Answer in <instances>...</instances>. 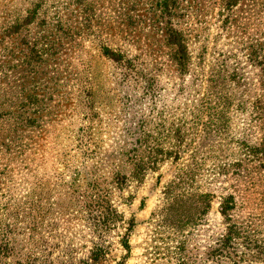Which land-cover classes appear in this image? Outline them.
I'll return each mask as SVG.
<instances>
[{"label": "rangeland", "instance_id": "rangeland-1", "mask_svg": "<svg viewBox=\"0 0 264 264\" xmlns=\"http://www.w3.org/2000/svg\"><path fill=\"white\" fill-rule=\"evenodd\" d=\"M164 12L156 0H0V200L11 203L0 226L12 248L0 264L64 252L81 263L101 242L84 208L96 194L120 215L97 264L121 260L125 233L123 264H234L214 258L227 194L233 220L264 230V0H171ZM169 25L187 40L186 71ZM30 200L45 211L28 214Z\"/></svg>", "mask_w": 264, "mask_h": 264}, {"label": "trees", "instance_id": "trees-1", "mask_svg": "<svg viewBox=\"0 0 264 264\" xmlns=\"http://www.w3.org/2000/svg\"><path fill=\"white\" fill-rule=\"evenodd\" d=\"M170 1L171 0H156L159 9L161 8L162 12L169 9ZM165 41L166 44L171 47V53L175 54L174 56L178 61L179 67L182 68L181 70L186 71L188 67L187 62L189 60V55L187 40L183 33L173 26L169 25L166 28ZM262 44L264 45V36ZM103 49L108 51L107 55L112 57V59L116 61L122 59V56L114 54L113 51L108 47H104ZM259 62L261 65L264 64V55L262 56V60ZM261 71L263 75L262 80L264 81V65ZM255 108L257 109V113L261 114L263 118L264 102L262 101V99L256 102ZM220 111L221 110L218 109L211 110L214 115H219L218 113ZM255 150L256 151L254 152V155L259 161L262 162L264 160V142H262L261 145L258 146V148H256ZM115 177H118V175H115ZM25 202L28 204V206H23V210L27 209L28 214H31L30 211L35 210L45 211V207H41L38 204L36 206V201L30 200ZM0 204L11 203L9 202L8 198L4 201L0 200ZM235 205L236 202L232 194L225 195L220 202V213L222 214V217L226 224V230L219 238L218 246L214 249V251L219 254V257L214 258H227L230 261H233V263L235 264L236 260L231 254L235 253L238 248H243L248 249L253 257L261 259L264 264V230H258L256 228L252 229L251 225L246 224V226H243L242 224H239L235 220H233L231 213L235 209ZM84 208L87 212L92 214L91 216L93 218L91 219L92 221L90 223L92 225H90L91 231L100 239L101 242H93V245L90 249H88L84 258L80 260H82V264H97L104 261L107 254L109 253L108 248L103 245V240L101 239L105 233H108L112 228L115 227V225L120 220V215L116 207L110 201V198L107 194H96L94 199L86 202ZM40 219L41 218L36 219L35 216L31 215V217H29V222H31L35 227V222L39 221ZM0 221L2 220L0 219ZM127 238L128 235L126 233L121 238L123 248L126 249L127 252L122 256L121 260L116 261L114 264H123L125 258L128 256L129 245ZM11 250L12 248L10 240L6 236V231L3 226H0V259H2L3 257H7ZM37 258L38 257L31 258V264H37L35 261ZM55 258L56 260H58V264H81L80 261L76 263L77 259L72 256V253L70 254L68 252H64L60 256H56ZM54 259L48 260L47 262H42L40 264H53L54 262L52 261Z\"/></svg>", "mask_w": 264, "mask_h": 264}]
</instances>
